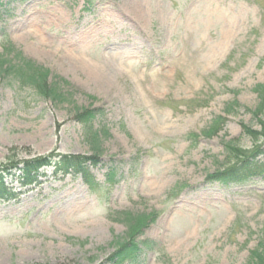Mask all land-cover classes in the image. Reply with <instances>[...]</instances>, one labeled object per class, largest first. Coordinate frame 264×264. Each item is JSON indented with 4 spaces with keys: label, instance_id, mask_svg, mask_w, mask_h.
Listing matches in <instances>:
<instances>
[{
    "label": "rangeland",
    "instance_id": "rangeland-1",
    "mask_svg": "<svg viewBox=\"0 0 264 264\" xmlns=\"http://www.w3.org/2000/svg\"><path fill=\"white\" fill-rule=\"evenodd\" d=\"M127 1L5 0L0 52L22 51L67 80L78 106L102 113L95 153L72 105L0 79V168L50 154L100 161L97 191L54 165L30 185L6 176L0 264H101L125 237L124 212L159 214L143 235L156 246L138 264H247L259 247L264 175L229 186L206 177L224 166L225 140L257 143L242 123L261 129L250 110L264 84V0H150L141 27ZM108 65L113 88L89 81ZM236 100L241 108L227 114ZM219 116L227 123L204 135Z\"/></svg>",
    "mask_w": 264,
    "mask_h": 264
},
{
    "label": "trees",
    "instance_id": "trees-1",
    "mask_svg": "<svg viewBox=\"0 0 264 264\" xmlns=\"http://www.w3.org/2000/svg\"><path fill=\"white\" fill-rule=\"evenodd\" d=\"M18 1V0H15ZM5 0H0V12ZM11 15V14H10ZM12 17V16H11ZM12 51H14L12 49ZM9 78V83H16L21 88H29L38 96L51 100L55 104L68 103L74 108V119L82 126L85 139L92 144L95 153L99 151V132L94 130V121L102 113L97 108L80 107L73 99L70 92V83L61 76L53 73L50 68L36 63L27 58L22 51H17L16 56L9 59L0 52V79ZM255 92L259 97V104L255 110H250L253 117L258 120L261 129L252 125L242 123L243 133L255 140L253 148H241L236 141L230 139L224 141L226 152L225 164L222 168L207 175L206 180L211 183H220L224 186L244 183L251 178L264 175V160L262 158L264 141V84H257ZM241 103L230 104L226 109L227 114L231 113L229 107L241 108ZM228 119L225 116L216 118L204 135H216L226 124ZM98 157H85L80 155L50 154L45 157H38L33 160H24L14 165L0 168V192H5L3 180L10 172L19 173L24 184L30 185L37 181L39 173L47 167L54 165L58 172L72 174L82 178L85 184L92 191H97L98 184L93 173L94 168L100 167ZM116 169L107 174L108 182H113L116 176ZM127 230L125 237L114 240L115 249L113 253L101 264H138L144 249H153L156 243L143 239L144 231L155 223L159 217L158 212L151 213H122ZM247 264H264V234L259 247L251 252Z\"/></svg>",
    "mask_w": 264,
    "mask_h": 264
},
{
    "label": "bare ground",
    "instance_id": "bare-ground-1",
    "mask_svg": "<svg viewBox=\"0 0 264 264\" xmlns=\"http://www.w3.org/2000/svg\"><path fill=\"white\" fill-rule=\"evenodd\" d=\"M120 7L122 8V6H119V8ZM125 7H126V9H123L124 12H125V15H127L129 17V19L136 26L141 27L142 25L147 23V19H148V15H149L148 9L150 7V0H129V1H127L125 3ZM28 23L29 22L27 21L24 24V28H26V26L27 27L28 26H33V28H40L41 27L39 23H34L33 25H29ZM41 30H42V28H41ZM14 33H15V31H14ZM29 36H31V33L28 34L27 38ZM43 39H44V35L42 33H39L37 35V40H43ZM22 40H23L22 42L25 45L28 44L26 42L27 39H25V40L22 39ZM32 46L34 47V50H36L38 52H42L43 51L42 46H39L37 43H33ZM24 49H25V51H27L28 47H26ZM102 70L98 69V68L95 71H94V69L89 70L88 74H90V76H91L89 81L97 83L98 79H100V81L102 80L103 84L106 85V87L113 88L116 83H113L111 80H113V78H116V75H117L116 69H114L111 65H108V67H106L105 69H102Z\"/></svg>",
    "mask_w": 264,
    "mask_h": 264
}]
</instances>
